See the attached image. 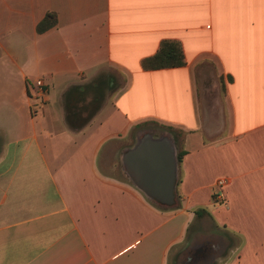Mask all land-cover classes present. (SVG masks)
<instances>
[{
	"label": "crops",
	"instance_id": "0c3cea01",
	"mask_svg": "<svg viewBox=\"0 0 264 264\" xmlns=\"http://www.w3.org/2000/svg\"><path fill=\"white\" fill-rule=\"evenodd\" d=\"M164 40L186 65L144 70ZM148 125L184 153L171 210L106 166ZM198 235L264 264V0H0V264H166Z\"/></svg>",
	"mask_w": 264,
	"mask_h": 264
},
{
	"label": "water",
	"instance_id": "95a60500",
	"mask_svg": "<svg viewBox=\"0 0 264 264\" xmlns=\"http://www.w3.org/2000/svg\"><path fill=\"white\" fill-rule=\"evenodd\" d=\"M125 172L145 196L162 206L176 203L178 149L169 136L145 134L122 155Z\"/></svg>",
	"mask_w": 264,
	"mask_h": 264
},
{
	"label": "trees",
	"instance_id": "16d2710c",
	"mask_svg": "<svg viewBox=\"0 0 264 264\" xmlns=\"http://www.w3.org/2000/svg\"><path fill=\"white\" fill-rule=\"evenodd\" d=\"M56 24H57V14L49 13L45 17V19L38 25V28H37L38 33L40 34L45 33L48 30L54 28ZM186 63H187L186 57H185L182 44L175 40H164L161 43L160 48L155 55L143 60L142 68L146 71H156V70H162V69H168V68L184 67ZM70 103H72V101L69 99V101H67V104H66L67 105L66 106L67 122L73 130H80L83 127H85L87 123H89V121L94 116L95 112H93L90 115V117L86 118L85 120L79 121L78 117L80 116L79 113L81 111L76 106L70 105ZM101 105H102V102H99L98 108L96 111H99V109L101 108ZM183 156H184V153L182 151H178L179 164L182 162ZM148 201L149 203H151V205H153L155 208L159 210L165 211V210H171V209L176 208V207L162 206L151 200H148ZM198 215H200V212H198Z\"/></svg>",
	"mask_w": 264,
	"mask_h": 264
},
{
	"label": "rangeland",
	"instance_id": "374dc122",
	"mask_svg": "<svg viewBox=\"0 0 264 264\" xmlns=\"http://www.w3.org/2000/svg\"><path fill=\"white\" fill-rule=\"evenodd\" d=\"M155 125H148L145 126L143 128V130H135L133 131V136L131 137V142L127 145V146H121L119 145V147L117 146L115 151V155L111 156V158H109V160L107 161L106 166L109 168H111V171L113 174L117 175V176H121V171L124 168L123 164H122V156L128 149H130L131 147H133L137 141L144 136L145 134H152L155 135L156 137H158L155 134ZM168 136V135H167ZM175 142V141H174ZM176 146L177 144H180V140H178L177 143H175ZM126 149V150H125ZM178 151H180V148L177 147ZM215 205H220L217 204L214 200H213ZM178 206V198L176 196V203L174 204L173 207H177ZM200 227V226H199ZM197 229V227H192L191 230H195ZM200 230H202V228H198ZM216 236H202V235H198L194 238H190L189 241L187 240V244H184V246H179L177 248H175L173 255L171 256L169 262H167L166 264H186L188 262V257L191 256L194 253V248H202V246L204 244H206L207 240H211L212 244L216 243L215 241ZM228 240V239H227ZM210 244V243H209ZM228 244H230V242L226 241V243L223 244V246L220 249V252H218L213 259H210L208 261H205L203 263H199V264H219L222 261L225 260V258L227 257V253L229 251V249L227 248ZM226 245V247H225ZM189 264V262L187 263Z\"/></svg>",
	"mask_w": 264,
	"mask_h": 264
},
{
	"label": "built area",
	"instance_id": "2783aa9c",
	"mask_svg": "<svg viewBox=\"0 0 264 264\" xmlns=\"http://www.w3.org/2000/svg\"><path fill=\"white\" fill-rule=\"evenodd\" d=\"M49 93V88L43 79H38L35 81V91L33 94V99L35 102L31 105V114L36 117L39 111L45 106L47 102V97ZM227 184L225 179H220L216 182L213 189V200L220 205H224V193L223 187Z\"/></svg>",
	"mask_w": 264,
	"mask_h": 264
},
{
	"label": "flooded vegetation",
	"instance_id": "af4514ba",
	"mask_svg": "<svg viewBox=\"0 0 264 264\" xmlns=\"http://www.w3.org/2000/svg\"><path fill=\"white\" fill-rule=\"evenodd\" d=\"M220 249L221 246L218 243L212 244L210 240L206 242L202 248H194V253L188 257V262L189 264H199L213 259V257L220 252Z\"/></svg>",
	"mask_w": 264,
	"mask_h": 264
}]
</instances>
